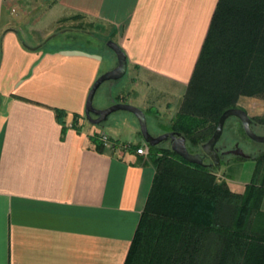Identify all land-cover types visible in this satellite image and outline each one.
Masks as SVG:
<instances>
[{
    "label": "crops",
    "instance_id": "1",
    "mask_svg": "<svg viewBox=\"0 0 264 264\" xmlns=\"http://www.w3.org/2000/svg\"><path fill=\"white\" fill-rule=\"evenodd\" d=\"M217 1L0 0V264H123L155 171L136 152L134 118L126 141L87 119L101 53L64 34L49 46L58 23L97 19L125 51L128 74L186 86ZM26 2L40 6L39 20L54 16L21 33Z\"/></svg>",
    "mask_w": 264,
    "mask_h": 264
},
{
    "label": "trees",
    "instance_id": "2",
    "mask_svg": "<svg viewBox=\"0 0 264 264\" xmlns=\"http://www.w3.org/2000/svg\"><path fill=\"white\" fill-rule=\"evenodd\" d=\"M241 96L264 99V0L217 1L169 130L200 151ZM252 118L263 124L264 112ZM147 151L155 171L123 264H264V149L241 191L211 160L190 162L162 141Z\"/></svg>",
    "mask_w": 264,
    "mask_h": 264
},
{
    "label": "rangeland",
    "instance_id": "3",
    "mask_svg": "<svg viewBox=\"0 0 264 264\" xmlns=\"http://www.w3.org/2000/svg\"><path fill=\"white\" fill-rule=\"evenodd\" d=\"M24 12L27 14L23 19L21 33L33 29L46 22L53 11L49 10L42 20H39L40 6L32 11V6L28 2L25 3ZM32 11V12H31ZM31 12V14H30ZM52 13V14H51ZM30 15V17H29ZM54 16V15H53ZM37 22V23H36ZM56 34L51 38L48 45H63V34L68 37L75 36L72 47H82L87 50H96L101 53L102 67L101 71H106L117 62L115 52L106 44L109 38L113 39V33L109 32L110 27L103 22L84 15H71L61 20L56 28ZM66 30H72L71 33H65ZM109 32V33H108ZM38 33V32H37ZM28 39L35 41L34 37L28 33ZM65 42H68L65 40ZM124 90V92L122 91ZM185 90V85L178 84L173 81L162 80L159 77L148 75L144 72L128 71L118 79H107L103 81L97 88L93 96V105L96 108H104L117 101V95L121 101L135 104L143 109L146 116L147 127L151 134L158 135L170 129V124L175 112L179 109V105ZM237 106L243 107L251 116L262 114L264 112V99L252 96H241ZM134 118V124L140 131L139 122L135 114L126 109H117L111 112L107 118L96 125L106 130L113 137H119L122 141L128 139V133L131 126L129 119ZM252 129L259 134H264V123L258 124L253 121ZM115 131V133L113 132ZM100 133H106L99 130ZM107 134V133H106ZM108 139L109 135L107 134ZM101 140V139H100ZM145 155L148 149V142L142 138ZM162 143L170 144L169 139H165ZM240 147L248 156H239L232 152L235 147ZM218 152L220 153L221 163L218 166V173L223 176L229 186L233 189L240 190L242 181L249 180L254 166V154L264 149V142L251 139L244 131L239 118L234 115L229 116L224 123L221 137L216 143ZM206 161H210L209 157H205Z\"/></svg>",
    "mask_w": 264,
    "mask_h": 264
},
{
    "label": "water",
    "instance_id": "4",
    "mask_svg": "<svg viewBox=\"0 0 264 264\" xmlns=\"http://www.w3.org/2000/svg\"><path fill=\"white\" fill-rule=\"evenodd\" d=\"M106 44L115 52L117 62L112 68L103 71L100 73L94 82L91 85V88L88 91L86 102H85V115L87 119L92 123H99L107 118V116L117 110V109H126L135 114L138 119L139 127L143 139L149 144L158 143L165 139L170 140L171 148L181 155L183 158L190 162L195 163H204L203 160L206 156H209L211 163L220 166L221 159L220 153L217 150L216 143L221 137L223 132L225 120L234 115L241 121L245 133L253 140L264 142V134L256 133L252 129V118L248 112L240 106L228 107L222 111L219 115L216 126L211 134V136L201 144V150L197 152H190L186 146V138L180 132L176 130H168L158 135H153L149 132L147 127V121L145 112L143 109L135 104L123 101H116L104 108L94 107L92 101L93 96L99 87V85L107 79H118L122 77L127 70V56L121 45L112 38H109L106 41ZM232 152L235 154L248 156L240 147H235L232 149Z\"/></svg>",
    "mask_w": 264,
    "mask_h": 264
},
{
    "label": "built area",
    "instance_id": "5",
    "mask_svg": "<svg viewBox=\"0 0 264 264\" xmlns=\"http://www.w3.org/2000/svg\"><path fill=\"white\" fill-rule=\"evenodd\" d=\"M100 139L102 140L103 143H107V142L109 141L108 136H107L106 133H100ZM146 147L148 148L147 145H146ZM146 150H148V149H146ZM136 152H137V153H143V152H144V147H143V145H139V146H137V148H136ZM146 153H147V152H146Z\"/></svg>",
    "mask_w": 264,
    "mask_h": 264
},
{
    "label": "flooded vegetation",
    "instance_id": "6",
    "mask_svg": "<svg viewBox=\"0 0 264 264\" xmlns=\"http://www.w3.org/2000/svg\"><path fill=\"white\" fill-rule=\"evenodd\" d=\"M253 125V124H252ZM206 157H209V156H206ZM210 158V157H209ZM205 159V158H204Z\"/></svg>",
    "mask_w": 264,
    "mask_h": 264
}]
</instances>
